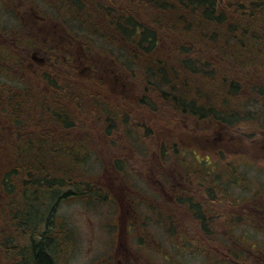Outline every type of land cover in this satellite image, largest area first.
Returning <instances> with one entry per match:
<instances>
[{
    "label": "trees",
    "instance_id": "obj_1",
    "mask_svg": "<svg viewBox=\"0 0 264 264\" xmlns=\"http://www.w3.org/2000/svg\"><path fill=\"white\" fill-rule=\"evenodd\" d=\"M46 2L49 16L59 22L61 27H67L69 31L68 64L65 66V69H69V76H65L64 72L63 53H61L63 47L56 46L55 42L51 41L48 42L50 45L42 44L43 40L30 36L31 29L23 32V39L12 34L10 29H6L5 41H0V76H12L14 81L25 82L21 89L8 88L5 84H0V98L3 99L1 103L9 105L11 111L9 116H13L16 133L22 132L28 126L31 119L29 116H44L43 120L48 121V128L56 129H46L35 140L36 147H34L39 150L38 153L43 159L38 163L39 175L31 182L32 190L21 195L25 208L22 217L17 215L15 218L12 213L10 214L17 226H27L31 231L29 243L22 247L21 251L17 252L14 249L18 245L17 241L9 240V244L7 243V247L11 246V251L17 253L18 255H15L19 257V260L13 264H57V259H63L62 255L65 253L61 251L60 245L65 244L69 247L72 238L64 229L62 232L58 230L55 222L51 226L54 210L49 208L50 202L53 203L52 201L58 198L61 201L73 196L100 197L104 194L97 185L94 186L91 177L80 170L84 158H88L92 150L82 146L84 144L81 141L76 144L70 143V140L79 137L74 134L79 130L77 124H82L78 121L77 114L82 111V115L90 114L92 118L104 116L105 121H109L112 126L119 121L118 130L130 132L134 126L130 124V127L128 126L127 117L135 116V113L121 106L118 101L104 102L100 95L94 96L88 93L93 78L99 83L102 82L101 74L109 77L110 85L116 95L122 94L128 107L139 105L153 112L157 106L153 105L152 99L157 96L167 102L172 109L170 116H197L196 122L203 123L213 130L209 145L220 156L215 166L220 164L228 168L229 177L215 174L214 180L211 181L215 189L210 186L206 188L203 203H211L209 211H198L197 207L200 206L193 201L196 198L193 199L192 193L186 188L183 201L187 213L183 212L184 217L192 215L201 230L200 234L195 233L194 225L190 222L188 224L190 230H183L182 226L181 231L178 229L177 236L179 235L181 244L184 241L190 243L183 245L184 248L191 247L197 250L206 259L207 264H221L218 253L228 247L221 248L217 245V243L221 244L218 238L220 230L214 231L211 223L218 224L220 228L221 224L227 222L217 219L224 211L220 209V206L226 204L223 201L231 205L236 204L234 201L237 200H231L228 191L229 185L237 184L240 178L238 166L241 163L239 160L242 152L241 140L250 139L245 136L246 130L249 134L257 131L253 129H257L261 124L253 119L256 120L258 119L256 116L264 115V0H48ZM133 8H140L145 16L147 14L154 17L155 22L149 27L147 22L140 20L137 10L132 11ZM82 30L91 31V34L109 42L108 51H103L104 47L95 52L91 51L93 54L90 49L83 51L82 39L88 36L82 35ZM88 40L86 39L87 42ZM37 48L48 51L50 62L46 66L44 64V67L36 66L35 69L30 70L27 67L30 54ZM94 55H97L95 59ZM124 55L130 60L124 61L122 59ZM5 63L9 69L3 73ZM119 67L124 70L126 76L120 74ZM33 73L37 74V78ZM132 77L139 81L132 82ZM38 78L45 82H55V93H44L35 100L34 82ZM64 81H68L69 85L63 84ZM82 81L86 82L85 87L82 86ZM128 85H137L140 93L137 95L133 92L129 93ZM186 87L188 91L185 90ZM15 89L18 93L13 92ZM62 89L67 93H63ZM148 89L152 90L151 96L147 92ZM256 101L262 106L259 112L249 109ZM236 107L239 109L236 110ZM15 116H22V121L18 122ZM245 120H250L251 123L246 125ZM82 129L83 132L90 130L84 124ZM82 131L77 134H82ZM144 131L147 135L152 134L148 126ZM258 132L263 134L264 131L260 128ZM228 134L232 137L226 140ZM228 143H231L238 153L228 151V146L231 148ZM15 144L14 150L11 148L9 151L11 161L17 164L19 160L23 166L27 164L30 169L34 156L32 155L27 163V157L21 156V153L27 150L26 144L23 142ZM179 147L182 146H178L174 140L167 146L165 142L160 145L159 154L164 157L166 148L178 152ZM43 149L48 153L43 155L41 153ZM52 155L53 158L68 160V170L66 169L63 174L76 175L77 178L74 180L70 178L68 182L43 172L44 163H48ZM114 161L118 168L122 167L120 160ZM206 163V159H200L195 166L188 165L189 171L197 172ZM168 176L173 177L170 173ZM25 182L26 180L23 179V184ZM9 185L12 187L11 182ZM63 187H70V190L61 191ZM220 195L223 197H219ZM261 195L263 201L264 192L259 194ZM258 202L259 198L255 199L254 203L258 204ZM34 204L38 208L33 219L30 218V211ZM236 205L238 206V203ZM262 206L264 207V204ZM244 212H247L245 207ZM209 213L213 215L208 217ZM157 215L159 221L162 220V215L159 213ZM5 217L7 218V215ZM29 218L34 222L31 223ZM260 218L264 220V210ZM170 229L174 237L176 235L174 224ZM208 242H211V248ZM228 250L230 260L227 259L226 264H231L233 261L235 262L232 264H250L253 258L242 254L243 251L238 247H229ZM261 253L264 254V248ZM241 258L245 260L242 261ZM253 260V264H263L264 256Z\"/></svg>",
    "mask_w": 264,
    "mask_h": 264
},
{
    "label": "rangeland",
    "instance_id": "obj_2",
    "mask_svg": "<svg viewBox=\"0 0 264 264\" xmlns=\"http://www.w3.org/2000/svg\"><path fill=\"white\" fill-rule=\"evenodd\" d=\"M46 1L48 0H0V29L15 27L18 22L16 13L25 6V3L26 6L33 4L36 13H49ZM136 10L140 20L147 22L149 27L155 22L154 17L147 14L145 16L140 8H133L132 11ZM81 34L88 36L86 39H89V42L85 38L82 39L83 51L90 49V52H95L102 47H104L103 51H108L107 48H110L107 44L109 42L91 34V31L82 30ZM95 57L97 55H94V59ZM122 59L126 62L130 60L126 55ZM119 71L126 76L122 68L119 67ZM83 73L86 74L85 71ZM100 79H102L101 83L93 78L88 93L94 96L100 95L104 102L118 101L121 106H125L130 112L133 111L135 116H128L126 122L129 127L134 126V129L130 128V132L119 131L117 128L119 121L114 122L112 126L109 121H105L104 116L92 118L90 114L82 115V111L77 114L78 121L90 130L83 132L82 124H77L79 128L77 133L82 131V134L74 133L79 137L70 140V143L76 144L81 141L84 144L82 146L92 150L89 157L84 158L80 170L90 176L91 181L95 183L94 186L97 185L104 194L100 197L73 196L61 201L58 198L57 202H54L56 200L50 202L49 208L54 210L52 216L58 230L62 232L64 229L72 238L69 247L65 244L60 245L61 251L65 253L62 255L63 259H57V264H128L130 260L133 264H207L206 259L197 250L183 247L186 243L188 245L190 243L184 241L181 244L177 231L178 229L181 231L182 226L183 230H190L188 226L190 222L194 225L195 233L200 234L201 230L192 215L184 217L187 213L183 201L186 188L192 193L193 199L196 198L193 201L200 206L197 207L198 211H209L211 203H203L206 188L210 186L215 189V185L211 182L215 174L229 177L228 168L220 164L215 166L220 156L209 145L213 130L203 123L196 122L197 116H170L172 109L167 102L157 96L152 99L153 105L157 106L153 112L139 105L128 107L122 94H118L119 97L116 95L110 85L109 77L101 74ZM133 80L139 81L132 77V82ZM85 85L86 82L82 81V86ZM114 86L116 87V82ZM136 87L137 85H128L129 93L133 92L134 95L140 93V89ZM185 90L188 91V87ZM147 92L151 96L152 90L148 89ZM2 100L0 98V103ZM238 109L236 107V110ZM249 109L259 112L262 106L256 101ZM0 110H3L0 111V264H13L19 260V257L15 255L17 253L11 251V246L7 247L9 240L18 242L14 249L19 252L29 243L31 231L27 226H17L11 215L13 214L15 218L17 215L22 217L25 208L21 195L32 190L31 182L40 172L38 163L43 159L38 153L39 150L35 149V140L46 129H56L48 128V121L43 120L44 116H29L31 119L28 126L22 132L16 133L13 116H9L11 114L9 105L1 103ZM15 117L18 122L22 121V116ZM256 117L258 119L253 121L261 125L253 129L257 131L250 134L246 130L245 136L250 139L241 140L244 153L242 155L239 151V160H241L238 166L239 181L237 184L229 185L230 198L237 200L234 203H238V206L223 201L226 204L220 206V209L224 211L217 219L227 222L221 224L220 228L218 224L211 223L214 231L220 230L218 238L221 244L217 243V245L221 248L238 247L243 251L242 254L253 257L250 264H253L254 258L264 256L261 253L264 248V220L260 218L264 210L262 206L264 200L261 201L263 196H259L264 192V132L263 134L258 132L260 128L264 131V115ZM250 123V120H245L246 125ZM146 126L151 129L152 134L145 133ZM227 133L226 131L225 134ZM231 137L228 134L226 140ZM172 140L183 148L179 147L178 152L166 148V155L162 157L159 154L160 145L166 142L167 146ZM32 141L34 143H31ZM18 142L26 144L27 150L23 151L21 156L27 157V163L33 156L35 158L32 164L29 163L30 167L32 166L30 169L27 164L26 167L23 166L19 160L17 164L11 161L9 151L11 148L14 150L15 143ZM228 144V151L238 153L231 143ZM17 150L19 151V148ZM41 153L44 155L48 152L43 149ZM53 157L54 155L49 158L48 163H44L43 172L68 182L70 178H73L72 180L77 178L76 175L63 174L66 169L68 170V160ZM116 159L123 164L121 168L114 164ZM200 159H206L209 164L206 163L201 170L197 168L199 171L191 173L188 165L195 166ZM168 173L173 177H169ZM23 179L26 180L25 184ZM67 190H70V187H63L61 191ZM257 198H259L258 204L254 203ZM244 207L247 212H244ZM37 208L38 206L34 204L30 218H35ZM158 213L162 215L161 222ZM211 215L213 214L209 213L207 216ZM30 218V222H34ZM172 224L176 231L174 237L170 231ZM208 245L211 248V242H208ZM228 248L218 253L221 264H226L227 259L230 260ZM241 260L245 259L241 258Z\"/></svg>",
    "mask_w": 264,
    "mask_h": 264
},
{
    "label": "flooded vegetation",
    "instance_id": "obj_3",
    "mask_svg": "<svg viewBox=\"0 0 264 264\" xmlns=\"http://www.w3.org/2000/svg\"><path fill=\"white\" fill-rule=\"evenodd\" d=\"M26 5V3H25ZM16 19L17 24H15V27L11 26L9 28L3 27L0 29V40L3 42L6 38V29H10L12 34H15L16 36L23 39V32H26L25 29H31L30 36H35L39 40H43V42L48 45V42H55L56 46H60L62 49V59L64 61V72L65 76H69V69H65V66L68 64V51H69V31L67 27L60 28V24L56 21H54L52 18H44L42 16H39L34 11V5L31 6H22L21 9L18 10L16 13ZM54 21V22H53ZM48 51L41 50L40 48H37V50L32 51L31 59L29 60V63L27 67L30 70H33L37 67H44L46 64L50 62V58L47 54ZM35 55V56H34ZM45 64V65H44ZM44 65V66H43ZM8 67V66H7ZM36 71V70H35ZM33 75L37 78V74L33 73ZM53 77V76H51ZM3 83L8 88L16 87L18 89H21L25 82L22 81H10V80H3L0 81V84ZM69 85V82H63V84ZM32 84V83H31ZM55 85L56 83L53 81L45 82L42 79L39 78L34 82V88H35V94L34 97L35 100L39 99V95L46 94H54L55 93ZM14 93H18V91L15 89L13 91ZM63 93H67L64 89H62ZM129 264V262H128ZM133 264V263H131Z\"/></svg>",
    "mask_w": 264,
    "mask_h": 264
},
{
    "label": "bare ground",
    "instance_id": "obj_4",
    "mask_svg": "<svg viewBox=\"0 0 264 264\" xmlns=\"http://www.w3.org/2000/svg\"><path fill=\"white\" fill-rule=\"evenodd\" d=\"M52 221H53V216H52ZM54 224V221L51 223V226Z\"/></svg>",
    "mask_w": 264,
    "mask_h": 264
}]
</instances>
